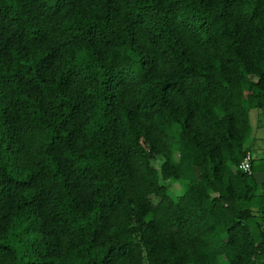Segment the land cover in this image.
<instances>
[{
  "label": "trees",
  "instance_id": "16d2710c",
  "mask_svg": "<svg viewBox=\"0 0 264 264\" xmlns=\"http://www.w3.org/2000/svg\"><path fill=\"white\" fill-rule=\"evenodd\" d=\"M254 109L264 0H0V264H264Z\"/></svg>",
  "mask_w": 264,
  "mask_h": 264
},
{
  "label": "rangeland",
  "instance_id": "374dc122",
  "mask_svg": "<svg viewBox=\"0 0 264 264\" xmlns=\"http://www.w3.org/2000/svg\"><path fill=\"white\" fill-rule=\"evenodd\" d=\"M250 117L252 132L246 146L249 147L252 154L254 153L256 157L264 158V110H252ZM153 162L155 166L159 167L162 163V158L157 157ZM262 175H264V172L259 173L258 180L264 179V176ZM174 188L178 193L181 192L179 189L180 187L177 184L174 185ZM170 191L173 195H178V193L171 188Z\"/></svg>",
  "mask_w": 264,
  "mask_h": 264
},
{
  "label": "built area",
  "instance_id": "2783aa9c",
  "mask_svg": "<svg viewBox=\"0 0 264 264\" xmlns=\"http://www.w3.org/2000/svg\"><path fill=\"white\" fill-rule=\"evenodd\" d=\"M252 159H253V155L251 151H248L244 157V160L241 164V169H243L246 172H251L252 167H251V163H252Z\"/></svg>",
  "mask_w": 264,
  "mask_h": 264
},
{
  "label": "crops",
  "instance_id": "0c3cea01",
  "mask_svg": "<svg viewBox=\"0 0 264 264\" xmlns=\"http://www.w3.org/2000/svg\"><path fill=\"white\" fill-rule=\"evenodd\" d=\"M254 154V153H253ZM254 156H255V154H254ZM262 176H264V175H262ZM264 180V179H263Z\"/></svg>",
  "mask_w": 264,
  "mask_h": 264
}]
</instances>
